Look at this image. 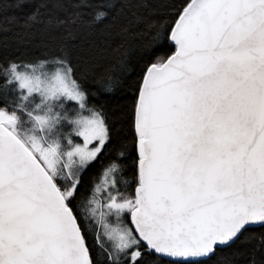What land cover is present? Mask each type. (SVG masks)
Wrapping results in <instances>:
<instances>
[{
    "label": "snow or ice",
    "instance_id": "1",
    "mask_svg": "<svg viewBox=\"0 0 264 264\" xmlns=\"http://www.w3.org/2000/svg\"><path fill=\"white\" fill-rule=\"evenodd\" d=\"M35 26L50 51L0 58V264H264V0H40Z\"/></svg>",
    "mask_w": 264,
    "mask_h": 264
},
{
    "label": "trees",
    "instance_id": "2",
    "mask_svg": "<svg viewBox=\"0 0 264 264\" xmlns=\"http://www.w3.org/2000/svg\"><path fill=\"white\" fill-rule=\"evenodd\" d=\"M38 3L40 0H0V58L20 56L32 59L43 55L46 50H51L52 45L49 38L40 26L31 29L23 27V22ZM93 87L95 89V86ZM120 96V92H114L110 101L101 100L102 103H106L113 114L112 122L116 128L122 127L119 120Z\"/></svg>",
    "mask_w": 264,
    "mask_h": 264
}]
</instances>
